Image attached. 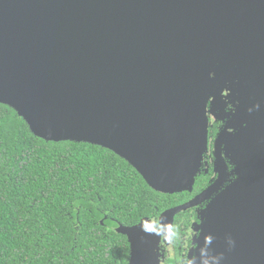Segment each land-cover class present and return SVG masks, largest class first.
<instances>
[{
  "label": "water",
  "instance_id": "95a60500",
  "mask_svg": "<svg viewBox=\"0 0 264 264\" xmlns=\"http://www.w3.org/2000/svg\"><path fill=\"white\" fill-rule=\"evenodd\" d=\"M230 59L228 96L258 113L236 142L250 166L212 197L193 264H264V0H0V103L38 137L113 150L160 192L193 188ZM146 221L118 225L128 264H159Z\"/></svg>",
  "mask_w": 264,
  "mask_h": 264
},
{
  "label": "trees",
  "instance_id": "16d2710c",
  "mask_svg": "<svg viewBox=\"0 0 264 264\" xmlns=\"http://www.w3.org/2000/svg\"><path fill=\"white\" fill-rule=\"evenodd\" d=\"M189 195L153 189L106 147L38 137L0 103V264H128L119 223L138 224Z\"/></svg>",
  "mask_w": 264,
  "mask_h": 264
},
{
  "label": "flooded vegetation",
  "instance_id": "af4514ba",
  "mask_svg": "<svg viewBox=\"0 0 264 264\" xmlns=\"http://www.w3.org/2000/svg\"><path fill=\"white\" fill-rule=\"evenodd\" d=\"M233 60L229 61L235 63ZM237 67V63L234 65L228 63L227 66L224 65L223 68L221 66L218 72L212 74V77L217 76L214 80L223 83V86L221 93H214L213 90L209 98L207 150L196 174L193 188L175 193L161 192L169 195L179 193L185 196L189 192L191 195L179 203L166 207L157 216L146 221L151 224L155 235L160 234L156 242L159 264H193L201 224L212 197L230 187L250 166L249 161L239 158L236 142L242 138L246 139V127L256 121L258 113L256 108L245 106L241 108L243 100L238 95L228 96L232 93V83L229 80L239 79L238 74H234L239 72ZM231 142L235 146L230 144ZM198 181L203 184L199 191L202 192L194 193ZM213 189L212 196L189 207L183 206ZM177 206L183 207L175 212L173 217L164 215L166 211Z\"/></svg>",
  "mask_w": 264,
  "mask_h": 264
},
{
  "label": "clouds",
  "instance_id": "9594fccd",
  "mask_svg": "<svg viewBox=\"0 0 264 264\" xmlns=\"http://www.w3.org/2000/svg\"><path fill=\"white\" fill-rule=\"evenodd\" d=\"M207 242H208V243H210L211 241H210V240H208Z\"/></svg>",
  "mask_w": 264,
  "mask_h": 264
}]
</instances>
